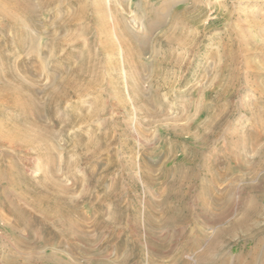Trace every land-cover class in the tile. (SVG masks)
<instances>
[{
  "label": "rangeland",
  "instance_id": "1",
  "mask_svg": "<svg viewBox=\"0 0 264 264\" xmlns=\"http://www.w3.org/2000/svg\"><path fill=\"white\" fill-rule=\"evenodd\" d=\"M5 4L0 264H260L264 0Z\"/></svg>",
  "mask_w": 264,
  "mask_h": 264
},
{
  "label": "bare ground",
  "instance_id": "2",
  "mask_svg": "<svg viewBox=\"0 0 264 264\" xmlns=\"http://www.w3.org/2000/svg\"><path fill=\"white\" fill-rule=\"evenodd\" d=\"M12 2H14V1H12ZM5 3H7V0H0V16L5 14L4 13L5 5H6ZM9 3H11V2H9ZM79 12H80L79 17H82V15L85 16V7L83 6V7L79 8ZM69 19L70 20L73 19V16L72 17L70 16ZM103 25H104V23H103ZM261 212H262V210L253 201L243 205L241 210L239 211V215H240L239 218L236 220H233L228 227H220L219 230L216 232V234L213 236V238L208 241L206 248L198 256L197 263L198 264H204V263L214 264L216 261H218L219 260V257H218L219 252L221 250L220 242H221L222 238H224V236H226V235H229V233H232L236 229H242L247 234H249L252 231L250 222L256 223V220L259 218V216H261ZM215 214H216L215 215L216 216L215 222L222 223L230 214L229 205H227V203L223 204L221 207H219L217 209V212ZM95 260H97V259H95ZM219 264H225V263L222 261ZM250 264H255V261L251 260ZM260 264H264V259L262 260V262Z\"/></svg>",
  "mask_w": 264,
  "mask_h": 264
}]
</instances>
